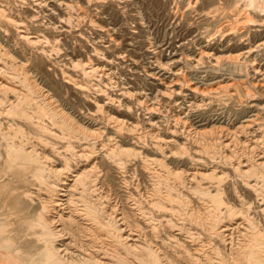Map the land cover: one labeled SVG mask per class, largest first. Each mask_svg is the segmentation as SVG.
<instances>
[{"label": "rangeland", "instance_id": "374dc122", "mask_svg": "<svg viewBox=\"0 0 264 264\" xmlns=\"http://www.w3.org/2000/svg\"><path fill=\"white\" fill-rule=\"evenodd\" d=\"M243 1L0 0V71L9 69L3 70L5 74L15 75L20 97L28 96L24 104L34 102L43 112L40 115L43 123L53 127L54 133L32 127L22 117L4 114L0 103V183L7 182L10 189L14 187L22 196L31 192L36 202L38 194L45 197L46 182L52 180V176L30 161L17 164L12 170L6 166V153L12 150L7 138H12L16 130L27 145L45 154L49 164L61 166L60 155L56 153L59 152L72 158L71 174L73 170L90 171L98 194L90 200L94 219L76 216L72 207L62 213L65 229L87 252L94 255L93 250L99 249L107 256L113 253L118 264L122 261L135 264L116 238L117 224L140 234L141 240H146L163 258L162 264H233L225 254L228 240L222 243L207 230L209 216L205 205L173 178L178 171L208 173L215 168L217 175L223 172L225 177L219 189L223 203L246 211L258 225L264 245V221L258 212V200L236 179L229 166L236 159L243 161L247 157L251 161L264 156V143H259L261 138L264 140V12L253 11ZM247 17L254 21H247ZM224 46L230 52L225 53ZM198 52H201L199 56ZM238 52H241L238 61L244 65L241 68L233 66L232 59L229 62L226 59L229 53ZM223 55L227 61L221 59ZM156 58L161 65L155 63ZM80 64L90 66L87 70L94 67L96 72L86 76ZM230 82H236V86ZM196 85L199 91L203 87L212 88L210 91L215 95L209 91L208 96L198 94L193 98L188 87ZM218 85L221 92L219 88L217 91ZM220 85L229 88L223 90ZM52 106L93 136L79 143L62 137L58 133L59 123L52 116ZM26 112L33 113L34 118L37 116L35 108ZM212 125L218 128L210 130L216 140L208 134ZM221 126L223 130L225 127L224 131L221 129L224 133L219 129ZM191 127L208 131L203 132L208 136L192 132ZM233 129L236 130L231 132ZM202 135L215 143H209ZM254 139H258L256 144ZM227 142L229 146H224ZM118 145L132 151L130 158L121 154L109 157L107 147L118 149ZM71 148L76 152L89 149L90 155L75 156ZM227 153L231 154L229 159ZM71 174L65 180L68 189L65 194H70L78 205L81 202L77 190L71 186ZM166 192L174 199L169 203L163 200L172 210L162 218L172 222L171 229L161 227L158 216H154L157 215L155 202L162 204L160 196ZM177 228L183 232L177 233ZM187 230L197 233L195 240L188 238ZM233 230L229 235L235 240L239 233Z\"/></svg>", "mask_w": 264, "mask_h": 264}, {"label": "bare ground", "instance_id": "6f19581e", "mask_svg": "<svg viewBox=\"0 0 264 264\" xmlns=\"http://www.w3.org/2000/svg\"><path fill=\"white\" fill-rule=\"evenodd\" d=\"M235 1H239V0H235ZM243 2L245 3V6H248V8L249 7L252 8L253 11H257L259 13L264 12V0H244ZM260 2L263 3V5ZM246 20L250 21V22L254 21L248 17L246 18ZM232 26H234V25H232ZM224 31L225 30H223V32ZM20 32H21V30H20ZM213 35H214V33H213ZM26 38H28V37L26 36ZM35 38H37V37H35ZM37 42H38V40H37ZM30 43H32V42H30ZM257 45H259V44H257ZM227 47L229 48V45ZM227 47L224 46V52L225 53L229 50V49H227ZM225 48H226V50H225ZM246 51H249V50L247 49ZM201 52H198V56L200 55ZM203 52H204V50H203ZM228 52H230V51H228ZM239 54L241 55V52H238L235 54L229 53L228 55L226 54L227 55L226 59L228 61L225 59L226 55H223L221 57V59L224 57V59L227 62H229L232 59V61H230V62L233 64V66L241 68L244 65H242V62H239L240 61L238 59ZM245 54H246V52H245ZM203 56H205V55H203ZM228 56H229V59H228ZM218 58H220V57H218ZM225 60H223V61H225ZM154 61L156 64L161 65V62L157 58ZM216 61H218V60H216ZM226 61L224 63H226ZM250 64H252V63H250ZM80 65H81L80 70L86 76H87V74H90V72H93V73L96 72V68H94V67L90 70H87V68H90V66L86 67V64L85 65L80 64ZM246 65L247 64H245V67H246ZM2 66H3V68L5 67L4 64ZM17 66H18V64H17ZM7 67H9V66H7ZM160 68L163 69V65H162V67L160 66ZM3 70H7V69H2V71H0L2 73V76H0V93L2 94V96L0 97V103H1V106L3 107L2 112L4 114L10 113L11 115H16V116L22 117L25 120L27 119L30 122V125H32V127L34 126L35 128H37L43 132H50L53 129V127H49L47 124L43 123L42 119L40 118V115L43 114V112L39 110L38 106L34 102H28L27 104H24L25 99L28 98V96L25 97L26 95L24 96V94H25L24 93L23 96L25 97V99L23 97L22 98L20 97L21 92H18L20 90H17L18 87L15 84L17 82V79L14 77L15 75L12 76L11 74H9L11 72L7 73L8 75H6ZM244 70H246V68ZM253 72H256V70L254 71V69H253ZM246 74H248V72ZM18 79H20V78L18 77ZM21 82H22V80H21ZM28 83H25L24 86L26 84L29 85ZM32 83L30 86H32L33 87L32 89L34 90L35 88L32 85ZM235 83L234 84L231 83V84L235 85ZM189 84H191V82ZM228 84L229 83H227V86H228ZM34 85H35V83H34ZM227 86L220 85V87H222V89H223V87H227ZM229 86L233 89V87L231 85H229ZM35 87H37V86L35 85ZM190 87H191L190 92H191L193 98L198 96V94L199 95L201 94L204 97V95L208 94V93L206 94V92H209L212 89V88L203 87L199 91L198 90L199 88H197L198 87L197 85L194 87L189 86L188 88H190ZM210 87H213V86H210ZM214 88L215 87H213V91L215 92L216 91L215 89L216 88L218 89L219 85L216 86L215 89ZM227 88H229V87H227ZM235 88H237V87H235ZM235 88H234V90H235ZM25 89H28V88L25 87ZM219 89L221 92L222 91L221 88H219ZM219 89L217 91H219ZM225 90H226V88H225ZM242 90L244 93V89H242ZM211 92L212 91H210L209 93H211ZM35 94H37V93L35 92ZM234 94H236L235 91H234ZM229 95H231V93ZM237 95H236V97H237ZM211 96L213 97V95H211ZM227 96H228V94H227ZM231 96H233V94ZM42 97H43V95H42ZM33 98H34V96H33ZM46 98L47 97H45V99ZM47 99L45 101L49 100V99L48 100ZM45 101H44V103H46ZM40 102H42V101L40 100ZM42 105H43V103H42ZM44 105H46V104H44ZM47 105H48V103H47ZM255 106H257V105H255ZM2 107H0V108H2ZM32 108H35V113L37 115V116H35V118L33 116V113L29 114L26 112L27 110H31ZM52 108H53V106H52ZM56 108L54 107L53 108L54 110L51 109L53 111L52 116H54V118H56L55 121L59 123L58 133L60 135H62V137L63 136L68 137L70 140H71V138H73V139H75V141L77 140L79 143V141H81V139H86V138H88V136H90V137L93 136V134L91 135V133L88 132L89 130L88 131H85V129L83 130V128H80L76 123H74L73 121H70L68 119V117H66V115L63 114L62 111L61 112L57 111ZM22 111H23V113H22ZM46 113H47V111H46ZM50 113H51V111H50ZM6 116H8V115H6ZM48 117L50 118L51 116H48ZM176 118H177V115H176ZM108 120H109V118H108ZM113 120L119 121V119H116V118ZM176 121H174V122H176ZM117 123H119V122H117ZM117 123H114V124L116 125ZM50 125H51V123H50ZM239 126H241V125H239ZM213 127H214V125H212L210 127V129L208 128L209 132L206 130L203 131L201 129L199 130L196 128H194V129L192 127L191 128L194 130L192 132L196 131L195 132L196 134L197 133L206 134L203 132H208V134H209L211 129L214 131L217 128V127L216 128L215 127L213 128ZM222 128H223L222 126H221V128H219L220 131L223 130ZM236 128H238V127H236ZM217 129L215 131H217ZM242 129H244L243 125H242L241 130ZM187 130H189V129H187ZM187 130H185V131H187ZM224 130H225V127H224ZM234 130H236V129L231 130V132L232 131L234 132ZM10 131H12V130H10ZM93 131H95V129ZM213 131H211L210 134L214 136L215 134L212 133ZM51 133H52V131H51ZM98 133H100V132L98 131ZM52 134H54V133H52ZM56 134H57V132L55 133V135ZM96 134L97 133H95L94 135L96 136ZM208 134H206V135L208 136ZM233 134L235 135V133H233ZM12 135H13L12 136L13 139L6 137L8 140V143L12 146V150L10 151V153L9 152L6 153V163H5L6 166L12 170L13 167L15 168V166L17 164H21L22 162L24 163V162L30 161L29 163H31V165H33V164L36 165L38 167V169L42 170V172H44L45 174H48L49 176H52V180H49V184H47V182H46V187H44V189L46 190L45 197H41L40 196L41 194H38V198H36V202L34 201L33 197L31 196V192L25 193L24 196H22L21 193L14 191L15 190L14 187L10 189L9 184L7 182L0 183V203L3 204L0 206V209L1 208L3 209L4 208L3 206L7 207L6 209H3L2 212L0 211V264H118V263L114 262V259L112 257L114 255L113 253H111L109 256H107V255H104L103 252H100L99 249L93 250L94 255L90 252H87V250H85L81 247V245L79 244L78 240L74 237V235L71 232L67 231L63 225V220H62V217L64 216L62 214L63 210L66 208H70V207L73 208L72 209L73 211L75 210L76 216L78 215L79 217H82L84 220L85 219L86 220L94 219L92 216V208H91L90 200L92 199V197H95L96 195L98 196V194H96L97 193L96 188H95L96 184L94 183L93 179H91V176L89 173L90 171L89 170H80L78 172H75L73 170L74 173L72 172V174H71L70 172L72 171L71 168L73 165L71 162L72 158L67 156V155H61V153H59V152H56V153H58L60 155L61 166L57 167V165H55V164H51V163L49 164L46 161V157L44 156L45 154L42 155L43 152L42 153L37 152L36 148H34V146H32L31 144L27 145L23 141L22 137L18 134V132L16 130H13ZM211 135L209 137H211ZM228 135H227V137H228ZM232 135H230V136L232 138H234V136H232ZM199 136L200 135L198 134V137ZM202 136H204L206 139L205 135H202ZM213 136H212V139L216 140L217 137L214 136L215 137L214 138ZM225 136H226V134H225ZM258 136H259V134H258ZM90 137H89V140H91ZM98 137H100L99 134H98ZM98 137H97V139H98ZM202 139H204V138H202ZM65 140H67V139H65ZM89 140H88V142H89ZM206 140L209 141L210 139L207 138ZM257 140L258 139H254V143ZM43 141L44 140H42V142ZM211 142L213 143L214 141L210 140L209 143H211ZM261 142L264 143V140H262V138L259 140V143H261ZM197 143H196V146H198ZM204 143L206 144L205 141H204ZM227 143H225V144L223 143V145L229 146V143L228 144ZM112 144H114V143H112ZM48 145H50V143ZM97 145H99V144H97ZM115 145L117 146V144H115ZM219 145H222V144H219ZM232 145H234V144H232ZM105 146L103 147L104 150H105ZM159 146H158V148L161 147V146L160 147ZM201 146L202 145H200V147ZM228 146L226 147L227 149H228ZM204 147H206V145ZM52 148H54V147H52ZM63 148L65 149V147H63ZM107 148L109 149L108 155L110 158L111 157L113 158L115 155H118V154L126 155L127 157H129L128 155L132 154V151H130L128 148H121V147L119 148V145H118V149L114 148V147H111V148L107 147ZM229 149L232 150V148H229ZM72 150L75 151V149H72ZM89 152H90L89 149H88V152L83 151V150H80L77 152L75 151V156H78V157H80V156H86L87 157L88 156L89 157V155H90ZM208 152L206 151L205 153L208 154ZM219 152H221V151H219ZM233 152H234V149H233ZM229 154L227 156L228 159H229ZM235 154H237V153H235ZM235 154H233V155H235ZM230 156H231V154H230ZM0 157H2V156H0ZM237 158H238V156H237ZM255 158H254V160L251 159V161H250V159L247 160V157H246V160H243L244 162L240 161V160L237 161V159H236L235 162L230 161L229 166L232 169V171L235 173V177H237L236 179L239 182H241V184H243V186H245L251 192V194L258 200V207H257L258 212L262 216V219L264 221V206L260 205V204L264 203V156H260L259 158L257 157L256 160H255ZM228 159H227V161H229ZM152 160H153V158H152ZM86 161H87V159H86ZM151 162L153 163V161H151ZM223 164H225V163H223ZM214 169L212 168V171L208 172V173H202V172L193 170L191 172L189 171L190 173H187V174L185 172L182 173L180 171L182 173L181 174L178 171L175 173V176H173V178L183 189L187 190L188 193L191 192L193 195L196 196V198L198 200H200L203 203V205H205V208H206L208 216H209L208 221L206 223L207 230H209V232L211 234L217 236V238L222 243H224L226 240H228L226 242L229 243L228 244L229 248L227 249L228 251H227V253L225 252V254H227V257L233 262V264H264V245H263V239H262L260 230L258 228V225H256L252 221V219L249 217V215H247L246 211L235 210L232 207L228 206L227 204L223 203L222 199L220 198L221 192L219 189H220V186L222 185V181L225 178L223 176L224 173L221 171L222 175H217V173L215 172L217 169L215 171H214ZM34 173H36V172H34ZM34 173H33V176L35 178L36 175H34ZM184 173L187 176H185ZM69 174H71V176L73 177L71 186L73 189L77 190V194H78L77 199L81 202V204L77 205L74 202V200L70 197V194H65V192L68 190L66 188L67 185H66L65 180L68 179L66 177ZM183 174H184L185 178H184V176L183 177L181 176ZM171 175H173V174L171 173ZM248 177H251V180ZM161 179H163V178H161ZM247 179H249V180H247ZM36 182H38L37 179H36ZM160 182H162V181H160ZM154 190H156V189H154ZM167 190L169 191V189H167ZM156 192H157V190H156ZM160 197L159 198L162 200V204H160V202H155V205L157 206V208H156L157 215H154V216H158V218H159L158 224H160L161 227L164 226V228L166 227L168 229H171L172 228V226H171L172 222L170 223L167 219L162 218V217L167 216V214H170V211L172 209L170 207L165 206V204L163 203V200L166 203H169V202L173 201L174 198L171 197L170 192H166L164 195L161 194ZM97 199L98 198H95V200H97ZM99 200H101V199H99ZM179 203L181 204L180 201H179ZM103 205L106 206V204H103ZM103 205H101V207ZM185 205H186V203H185ZM182 207H183V205H182ZM103 208L104 207H102V209ZM185 214H186V212H185ZM107 215L109 216L110 214H107ZM115 215H116V213H115ZM118 216H119V214H118ZM13 220H14V222H13ZM103 221H105V219ZM108 222H110V221H108ZM119 223H120V221H119ZM122 225H123V223H122ZM232 229L237 230L239 233L235 240L232 239L231 236L229 235V234H231ZM176 230H178L177 233L178 232L181 233L182 228H177ZM135 231H138V230H135ZM115 232H116L117 240L122 245V247L133 257L135 264H162L161 260L163 258L162 259L160 258L161 256L158 253H156V250L154 251L152 249L153 246L151 248V246L148 245L149 243L146 240H143V241L141 240V236H139L140 234L133 233L129 230H126L125 227H120L117 224H116ZM185 233L188 235V238L190 240H195L194 235H196L197 233L191 232L190 230H187ZM232 236H233V234H232ZM144 238H146V236L143 237V239ZM144 241H146V242H144ZM111 250H114V248L112 247ZM227 263H229V262L227 261ZM120 264H129V263L127 261H122Z\"/></svg>", "mask_w": 264, "mask_h": 264}]
</instances>
